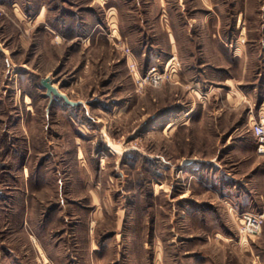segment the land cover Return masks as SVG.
I'll return each instance as SVG.
<instances>
[{"label":"rangeland","instance_id":"374dc122","mask_svg":"<svg viewBox=\"0 0 264 264\" xmlns=\"http://www.w3.org/2000/svg\"><path fill=\"white\" fill-rule=\"evenodd\" d=\"M254 121L264 0H0V264H264Z\"/></svg>","mask_w":264,"mask_h":264},{"label":"built area","instance_id":"2783aa9c","mask_svg":"<svg viewBox=\"0 0 264 264\" xmlns=\"http://www.w3.org/2000/svg\"><path fill=\"white\" fill-rule=\"evenodd\" d=\"M131 68L133 69V65L131 64ZM149 77V76H147ZM162 78L161 74H151L150 80L152 82H157ZM251 130L255 135L257 142V150L259 152L264 153V121L256 122L254 121L251 124ZM240 221V229L245 234H253L260 229V226L263 221V214L256 212H244L241 214L239 218Z\"/></svg>","mask_w":264,"mask_h":264},{"label":"water","instance_id":"95a60500","mask_svg":"<svg viewBox=\"0 0 264 264\" xmlns=\"http://www.w3.org/2000/svg\"><path fill=\"white\" fill-rule=\"evenodd\" d=\"M41 83H42V85L46 88V92H47L48 95H50L51 92H53L55 95H57V96L63 98L68 104H71V105L76 104V101H72V100H70L65 94H62V93L58 92V91H57V90H56V89L50 84V82H49L48 79L43 78V79L41 80Z\"/></svg>","mask_w":264,"mask_h":264},{"label":"bare ground","instance_id":"6f19581e","mask_svg":"<svg viewBox=\"0 0 264 264\" xmlns=\"http://www.w3.org/2000/svg\"><path fill=\"white\" fill-rule=\"evenodd\" d=\"M173 124H172V122H169L168 124H167V126H166V128H169V127H171ZM157 186V185H156Z\"/></svg>","mask_w":264,"mask_h":264}]
</instances>
